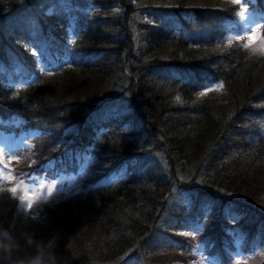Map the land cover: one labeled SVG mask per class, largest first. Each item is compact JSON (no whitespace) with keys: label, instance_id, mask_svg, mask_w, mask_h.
<instances>
[{"label":"trees","instance_id":"1","mask_svg":"<svg viewBox=\"0 0 264 264\" xmlns=\"http://www.w3.org/2000/svg\"><path fill=\"white\" fill-rule=\"evenodd\" d=\"M37 3L0 0V134L28 136L16 173L87 176L37 218L1 192L0 264H264V54L223 37L243 9L264 34V0Z\"/></svg>","mask_w":264,"mask_h":264},{"label":"rangeland","instance_id":"2","mask_svg":"<svg viewBox=\"0 0 264 264\" xmlns=\"http://www.w3.org/2000/svg\"><path fill=\"white\" fill-rule=\"evenodd\" d=\"M225 2L229 3H240L241 0H218V3ZM51 0H38L37 5L35 6L34 12L40 13L41 11L48 12V8L50 6ZM244 5V4H243ZM242 5V6H243ZM147 7L143 6V11H141V15L145 16L146 13H150L149 10H144ZM118 7H110L107 11H116ZM172 12V11H169ZM32 14V15H31ZM187 14L186 12H182L183 15ZM240 15L234 18V21H229L227 24L226 32H224V39L228 41L237 40L244 43L252 53H261L264 54V34L261 31L260 21L254 19L248 11V9H243ZM31 15V16H30ZM37 15V14H36ZM26 16H30V20L33 19L32 12H26L23 8L16 10L15 12L10 14L6 19V22H9L6 25V29L4 32H8L14 29H19L18 26L20 24L23 27L25 26V18ZM147 17V16H146ZM165 18L161 19L162 21ZM41 52H44L42 50ZM34 54H37V51H33ZM37 62L41 65L44 64V60L37 59ZM42 67V66H41ZM8 78V76H7ZM9 79V78H8ZM215 86L207 87L200 91V95H198L201 99H214L216 101L222 100L223 97V87L215 89ZM16 122L12 125L16 126ZM28 136L24 133L19 134L17 139L13 136H4L0 135V194L2 191H7L11 196H13L17 203L20 213H33L34 217L37 218V214L39 213V208L44 204H50L54 202H58L64 198H69L75 195L81 188V179L87 176L85 169L87 166V162L84 163V170L79 171V175L77 177L73 175H61L57 178L49 181L44 176H21L19 173H16L15 169L10 167V162L16 160L19 157V154L24 149L27 148V139ZM14 190V191H13ZM31 206V207H30ZM3 214L5 219L8 218L7 211L4 209ZM37 216V217H36ZM231 218L234 220L233 216ZM18 217L15 219V221ZM228 229V232L233 233V239L235 238L236 233L238 232V227L236 225H232L231 228ZM3 233V232H2ZM4 237V236H2ZM239 239H234L235 243H238ZM4 243H0V249ZM264 249V248H262ZM10 249L8 247H4L0 252L5 256ZM0 254V256H2ZM201 254V257L199 255ZM194 256H197V261H191L192 264H216L217 260L212 259L208 255L203 253L202 247L194 248L193 252ZM2 256V258L6 259V257ZM233 258L234 261H238L241 259L238 255ZM245 258V257H243Z\"/></svg>","mask_w":264,"mask_h":264},{"label":"snow or ice","instance_id":"3","mask_svg":"<svg viewBox=\"0 0 264 264\" xmlns=\"http://www.w3.org/2000/svg\"><path fill=\"white\" fill-rule=\"evenodd\" d=\"M14 191V190H13ZM31 207V206H30Z\"/></svg>","mask_w":264,"mask_h":264}]
</instances>
